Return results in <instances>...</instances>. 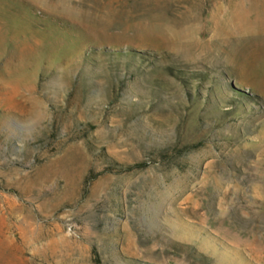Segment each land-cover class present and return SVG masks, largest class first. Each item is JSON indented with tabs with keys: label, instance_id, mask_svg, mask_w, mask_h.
I'll return each instance as SVG.
<instances>
[{
	"label": "rangeland",
	"instance_id": "obj_1",
	"mask_svg": "<svg viewBox=\"0 0 264 264\" xmlns=\"http://www.w3.org/2000/svg\"><path fill=\"white\" fill-rule=\"evenodd\" d=\"M0 264H264V0H0Z\"/></svg>",
	"mask_w": 264,
	"mask_h": 264
}]
</instances>
